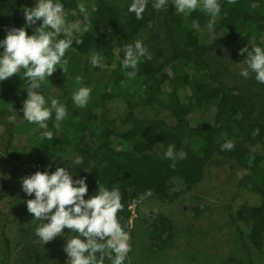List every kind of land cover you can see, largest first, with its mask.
<instances>
[{
    "label": "trees",
    "instance_id": "1",
    "mask_svg": "<svg viewBox=\"0 0 264 264\" xmlns=\"http://www.w3.org/2000/svg\"><path fill=\"white\" fill-rule=\"evenodd\" d=\"M65 5L66 22L81 21L83 15L78 4L83 3L89 13L91 29L74 35L83 40L81 45L73 42L63 59L68 60L67 73L60 70L58 78L46 77L36 91L42 94L48 83L59 87L61 94L52 97L66 106V116L56 127L55 112L46 121L48 129L29 123L23 114V102L27 100L29 80L24 69L0 82V108L8 106L13 115H21L26 126L30 150L17 151L14 155L25 172L52 174L58 167H65L73 179L86 178L90 199L96 194L95 183L111 188L118 185L123 209L117 213L121 227L131 232V207L138 206L139 198L149 189L151 197L168 202L172 199L168 182L178 176L191 186L200 182L212 165L229 163L232 173H242L239 185L256 197L254 207H242L239 217L250 222L252 240L261 245L264 235V122L252 116L251 97L243 90L224 85L215 75L207 55L223 44L230 42L239 51L259 46L264 49V0H218L219 16L213 19L199 8L189 16L177 14L172 0L162 11L152 7L153 1L138 20L128 8L133 0H60ZM37 0H0V42L6 39L7 31L25 27L28 35L42 25L38 21L26 26L25 8L35 7ZM75 13L73 15L72 13ZM199 22V30L192 28V21ZM166 30L171 56L165 63L156 64L142 58L134 79L127 76L131 69H124V46L142 42L149 37L155 26ZM211 24V28L208 25ZM218 36H223L221 42ZM60 38H63L61 36ZM4 51L0 48V54ZM97 52L105 57L104 67H93L90 56ZM247 59V53L241 59ZM82 77L80 84L76 77ZM123 82V83H122ZM80 87L91 89L85 107L74 104L72 94ZM109 97L121 99L127 106L122 123L131 128L122 132L116 121L108 117ZM50 107V99L45 100ZM155 104L166 106L175 118L172 124L148 115L139 117L138 109ZM197 117V121L191 117ZM27 121V122H26ZM259 128V135L253 136ZM51 131L53 139L43 137ZM201 143L199 150L192 144ZM227 140L234 142L233 150L222 151ZM170 144L177 152L187 153L186 159L177 160L176 167L169 159H155L150 154L153 146L161 145L166 150ZM60 153L70 155L60 162ZM76 156L83 157L82 164H74ZM7 188L0 190V198ZM133 200L137 203L132 205ZM186 213L198 217L202 204H187ZM8 217L0 205V245L6 251L11 242L6 236ZM154 227L161 233H170L172 221L156 214Z\"/></svg>",
    "mask_w": 264,
    "mask_h": 264
},
{
    "label": "rangeland",
    "instance_id": "2",
    "mask_svg": "<svg viewBox=\"0 0 264 264\" xmlns=\"http://www.w3.org/2000/svg\"><path fill=\"white\" fill-rule=\"evenodd\" d=\"M155 27L143 44L154 63H165L171 56L170 41L162 25ZM218 37L221 42L224 41L223 36ZM207 58L224 85L237 87L250 95L252 116L264 122V84L256 81V74L251 70L247 78L240 75L247 66L242 64L244 59H241L236 47L228 42L210 52ZM58 75L60 70H56L51 77L58 78ZM41 93L45 100H49L59 96L61 90L48 83ZM108 106V117L116 121L119 130L128 131L131 127L122 123L127 105L121 99L109 97ZM4 109L0 108V190H7L1 194L0 205L8 217L6 236L11 242V249L6 251L0 245V264H67L69 257L64 247L67 239L78 233L65 228L61 236L45 245L35 235L36 227L43 222H32L34 216L29 213L26 202L35 199V195L28 196L21 183L22 178L31 174L25 172L14 158L17 151L30 150L26 138L29 126L21 115H15L16 120L10 123L8 117L12 114L7 111L8 106ZM136 115H148L169 124L175 122L172 113L162 104L140 107ZM197 119L191 117L193 121ZM192 146L199 150L201 143L196 140ZM165 152L161 145L150 149L155 159L164 160ZM69 157L60 153L56 161ZM241 178L242 173H232L229 163L212 165L206 170L204 178L191 187L178 176L171 178L168 182L170 201L143 199L138 206L131 207V232L127 233L131 251L124 264H264V235L261 245L255 244L251 223L239 217L244 205L254 207L257 203L256 197L239 185ZM99 186L100 183L96 182V193ZM191 202L202 204L200 216L186 213L185 208ZM156 214L172 221L170 233L161 234L154 227ZM105 264H111V261L106 258Z\"/></svg>",
    "mask_w": 264,
    "mask_h": 264
},
{
    "label": "clouds",
    "instance_id": "3",
    "mask_svg": "<svg viewBox=\"0 0 264 264\" xmlns=\"http://www.w3.org/2000/svg\"><path fill=\"white\" fill-rule=\"evenodd\" d=\"M234 0H229L233 3ZM177 14L189 16L198 8L213 19L219 16L221 5L218 0H172ZM148 5V0H133L128 11L134 13L138 20L143 19V14ZM168 0H153L152 7L156 10L165 9ZM83 15V27L81 21L66 22L65 5L60 0H37L35 7L25 8L24 17L26 26L32 27L38 21L42 25L35 29V34L29 36L25 27L12 28L7 31L6 39L0 42V48L4 51L0 54V82L16 75L24 69V76L29 80L26 90L27 100L23 102V114L29 123L38 124L41 129H48V121L55 112L56 127L66 116V106L55 98L50 99V107H46L44 95L36 90L41 87V82L51 77L57 69H63L67 73L68 60L63 59L66 52L72 47L73 42L81 45L83 40L77 38L74 33L88 32L92 25L89 13L83 3L77 5ZM75 15V13H72ZM199 22L192 21V28L199 30ZM211 28V24L208 25ZM63 36V38H60ZM124 69L129 78L137 75L138 65L142 58L151 60L152 56L143 42L137 39L134 43L124 46ZM247 53V59L242 63L247 66L242 69L240 75L247 78L249 70L255 73L257 82L264 84V49L259 46L243 48L240 55ZM105 57L97 52L90 56L93 67H104ZM82 77H76V83L80 84ZM123 83V82H122ZM91 89L80 87L72 94L75 105L85 107L90 98ZM9 122L16 120L15 114L8 117ZM259 128L255 129L253 136L259 135ZM43 137L52 140L53 133L44 131ZM235 144L227 140L221 145V150L231 151ZM187 153L183 150L177 152L174 144H170L165 152V158L173 161L170 165L176 167L177 160L186 159ZM74 164H82L83 157L76 156ZM22 189L28 195H35V199H29L27 209L33 214L34 219L42 221L35 229V235L44 245L61 236L65 228L73 230L78 235H72L67 239L64 251L69 259L67 264H105V259L111 264H124L131 251L129 235L121 227L117 213L123 209L121 202L122 193L118 185L111 188L99 186V191L90 199H85L88 194L86 178L73 179V175L65 168L58 167L52 174L49 172H36L21 179ZM153 191L147 190L139 199L151 197ZM137 203L133 200L132 205ZM47 221V223L45 222ZM99 254V255H98Z\"/></svg>",
    "mask_w": 264,
    "mask_h": 264
}]
</instances>
